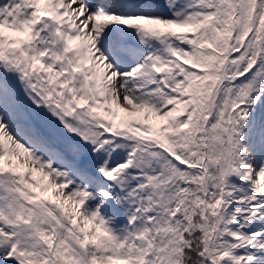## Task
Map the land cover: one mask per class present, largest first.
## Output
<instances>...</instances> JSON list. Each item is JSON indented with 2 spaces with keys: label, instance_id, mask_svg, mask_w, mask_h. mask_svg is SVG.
Returning <instances> with one entry per match:
<instances>
[{
  "label": "snow or ice",
  "instance_id": "6c2138e0",
  "mask_svg": "<svg viewBox=\"0 0 264 264\" xmlns=\"http://www.w3.org/2000/svg\"><path fill=\"white\" fill-rule=\"evenodd\" d=\"M0 264H264V0H0Z\"/></svg>",
  "mask_w": 264,
  "mask_h": 264
}]
</instances>
